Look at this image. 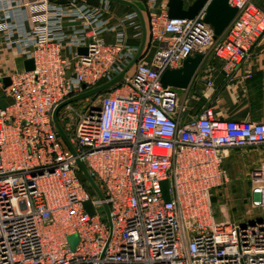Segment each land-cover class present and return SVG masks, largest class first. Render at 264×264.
<instances>
[{
    "label": "built area",
    "instance_id": "2783aa9c",
    "mask_svg": "<svg viewBox=\"0 0 264 264\" xmlns=\"http://www.w3.org/2000/svg\"><path fill=\"white\" fill-rule=\"evenodd\" d=\"M138 1L156 52L104 91L58 109L72 153L52 112L129 64L138 46L128 29L142 34L138 12L112 21L111 0H0L1 44L33 60L31 70L0 65V264H264V217L216 221L211 201L227 181L229 150L264 146V121L218 119L209 106L185 118L182 89L161 83L195 53H213L226 73L237 69L264 41V11L228 0L236 13L214 39L209 0L192 18H169L168 0ZM78 160L102 198L83 183ZM248 180L250 205L264 209V158ZM104 204L108 223L96 211Z\"/></svg>",
    "mask_w": 264,
    "mask_h": 264
},
{
    "label": "crops",
    "instance_id": "0c3cea01",
    "mask_svg": "<svg viewBox=\"0 0 264 264\" xmlns=\"http://www.w3.org/2000/svg\"><path fill=\"white\" fill-rule=\"evenodd\" d=\"M56 2H64L65 0H53ZM88 2L96 3L97 0H86ZM256 2V3H254ZM137 6L138 4L134 2ZM253 3L264 11V0H254ZM143 4V3H142ZM144 5V4H143ZM139 7V6H138ZM130 6L112 1L110 4V19L115 20V17L130 11ZM140 10H142L139 7ZM127 36V42L133 45H139L142 40V34L140 37H133L131 30ZM105 40L111 41L113 35L108 33L103 35ZM157 49V43L151 42L146 38L142 53L139 60L145 63H150ZM0 65L3 70H9L10 68H23V60L15 53L8 51L0 42ZM207 81H211L212 85H208ZM185 96V103H193L196 105L194 114H191L193 106H188L189 114L187 116H193L198 113L200 109L205 106L211 107L213 115L218 119H234L244 120L252 122L264 121V41H258L252 47L248 58L237 69L230 73H226L223 69L221 62L215 58L213 53L206 55L197 68L194 77L192 78L189 86L182 89ZM189 96V97H188ZM254 147H245L243 149H249ZM232 150V149H231ZM256 154L260 155L257 158V164L264 158L262 153L263 148L253 149ZM246 151H238V154ZM228 157V156H227ZM227 157L224 159V166L227 170V181L225 180L221 185L212 188V204L217 205L216 211L220 214L223 220L229 219L226 209V203L221 204L218 201L215 203L217 191L221 187L226 188V185L230 182L231 171L227 165ZM256 164V163H255ZM220 190L222 197L223 191ZM220 195V196H221ZM249 206L253 209V207ZM213 209V207H212ZM230 220V219H229Z\"/></svg>",
    "mask_w": 264,
    "mask_h": 264
},
{
    "label": "water",
    "instance_id": "95a60500",
    "mask_svg": "<svg viewBox=\"0 0 264 264\" xmlns=\"http://www.w3.org/2000/svg\"><path fill=\"white\" fill-rule=\"evenodd\" d=\"M111 1H116L120 2L123 4H126L133 8L135 11L138 12L140 22H141V28H142V40L139 45L138 51L134 58L129 62V64L119 73L117 74L114 78L111 80L104 82L90 90H87L75 97H72L70 99H67L60 103L58 106H56L52 112V121L58 130L60 136L68 146V148L74 153V149L71 145V143L68 140L67 135L65 134L64 130L62 129L60 123L57 120V111L58 109L65 105L66 103L73 101L77 98L84 97L86 95H90L93 93H98L102 92L105 89L109 88L119 80H121L124 77V74L126 71L131 68V66L138 61L142 49L144 47L145 41H146V26H145V20L144 16L139 9V7L129 1V0H111ZM207 2V0H194L191 4L188 6L184 7L183 0H168L167 1V8H168V17L169 18H192L194 15L200 10V8ZM206 14L204 17V20L209 23V25L212 27L213 30V38L217 39L220 37L232 18L235 15L236 8L232 7L228 4V0H209V2L206 5L205 8ZM77 23V22H76ZM78 53H85L86 48L84 47H79L77 48ZM204 59V56L201 53H195L194 55L186 57L181 65L177 68L174 69H167L163 72L161 75V83L163 86H170L174 88H179V89H185L189 86L192 78L194 77V74L197 70V68L200 66ZM23 68L25 70H31L33 68V60L32 59H25L23 60ZM2 81L4 83V86L9 85L10 80L9 77H3ZM7 105V102L4 99V96H0V107L4 108ZM78 165L82 171V174L85 176L86 180L90 183L92 188L95 190V192L98 194L100 198H102V193L97 186V184L94 182V180L91 178L89 173L87 172L84 164L78 160ZM163 191H164V196L166 199H168V191H167V181L163 182ZM85 208L89 214H93L94 210L91 207L90 203L87 201L85 202ZM104 208L106 210V213L108 214V207L106 204H104ZM111 228V225H110ZM69 240L72 244V246L76 242V237L74 235L69 237Z\"/></svg>",
    "mask_w": 264,
    "mask_h": 264
},
{
    "label": "rangeland",
    "instance_id": "374dc122",
    "mask_svg": "<svg viewBox=\"0 0 264 264\" xmlns=\"http://www.w3.org/2000/svg\"><path fill=\"white\" fill-rule=\"evenodd\" d=\"M254 1V0H253ZM261 0H259L260 2ZM138 6L145 12V6L141 1H135ZM256 3V2H254ZM257 4V3H256ZM258 5V4H257ZM179 95L182 97L184 92L179 90ZM189 97V96H188ZM187 106H193L190 110L191 114H194L196 110V105L193 103H187ZM264 149V146L260 147ZM232 149V150H231ZM227 157V165L230 167L231 171V179L230 182L226 185L225 189H218L215 192L216 194L215 203H221L222 205L226 203V209L228 218L232 222L243 223V222H251L256 219H260L264 217V209L263 208H251L249 206V171L257 165V158H259V154L253 151L255 148H249L246 150H250V152H243L238 154V151H246L243 148H231ZM264 153V152H263ZM256 163V164H255ZM79 176L83 180L85 185H88V181L82 173H79ZM223 191V197L221 195L220 190ZM221 195V196H220ZM97 196V195H94ZM214 218L216 221L223 220L225 217H221L220 214L216 211L217 205L212 204ZM96 211L102 215L104 221L108 223L107 214L103 205L97 206Z\"/></svg>",
    "mask_w": 264,
    "mask_h": 264
},
{
    "label": "bare ground",
    "instance_id": "6f19581e",
    "mask_svg": "<svg viewBox=\"0 0 264 264\" xmlns=\"http://www.w3.org/2000/svg\"><path fill=\"white\" fill-rule=\"evenodd\" d=\"M236 13V12H235Z\"/></svg>",
    "mask_w": 264,
    "mask_h": 264
}]
</instances>
